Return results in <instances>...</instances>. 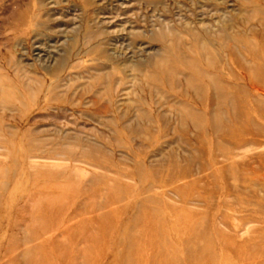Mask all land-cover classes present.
<instances>
[{"label": "rangeland", "instance_id": "1", "mask_svg": "<svg viewBox=\"0 0 264 264\" xmlns=\"http://www.w3.org/2000/svg\"><path fill=\"white\" fill-rule=\"evenodd\" d=\"M0 264H264V0H0Z\"/></svg>", "mask_w": 264, "mask_h": 264}, {"label": "bare ground", "instance_id": "2", "mask_svg": "<svg viewBox=\"0 0 264 264\" xmlns=\"http://www.w3.org/2000/svg\"><path fill=\"white\" fill-rule=\"evenodd\" d=\"M193 86H194V88H195L196 84H193L192 87H193ZM195 89H196V88H195Z\"/></svg>", "mask_w": 264, "mask_h": 264}]
</instances>
